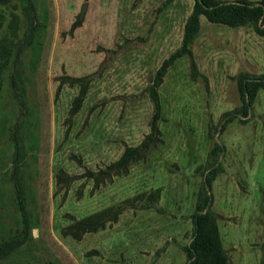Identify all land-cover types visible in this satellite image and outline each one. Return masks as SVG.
I'll use <instances>...</instances> for the list:
<instances>
[{"label":"rangeland","instance_id":"1","mask_svg":"<svg viewBox=\"0 0 264 264\" xmlns=\"http://www.w3.org/2000/svg\"><path fill=\"white\" fill-rule=\"evenodd\" d=\"M31 1V31L20 0L0 5V34L13 39L17 58L0 73V237L19 225L14 178L31 225L0 264H184L196 193L213 160L209 208L228 262L264 264V87L245 115L235 109L237 75L264 72V37L250 24L200 15L195 69L182 55L157 86L160 140L95 185L85 170L103 168L149 131L148 84L179 45L192 0ZM15 68L22 101L10 88ZM66 75L88 77L73 115L78 84ZM229 111L235 117L220 128ZM106 206H120L115 220L79 238L62 234Z\"/></svg>","mask_w":264,"mask_h":264},{"label":"trees","instance_id":"2","mask_svg":"<svg viewBox=\"0 0 264 264\" xmlns=\"http://www.w3.org/2000/svg\"><path fill=\"white\" fill-rule=\"evenodd\" d=\"M8 1L0 0V5L6 4ZM20 2L27 29L31 31L35 21L32 1L20 0ZM200 15H203L210 22H219L230 26L250 24L258 35L264 37V0H192L190 11L186 15L182 25L179 45L161 60L148 84V93L153 103V112L149 120V131L142 137L138 144L125 145L119 156L108 162L103 168L85 170L84 175L93 179L95 185L106 179H110L112 176L126 172L128 165L132 161L141 158L151 146L160 140L157 124L158 118L160 117L157 86L161 83L167 68L176 58L182 55L187 56L190 67L195 69L192 43L199 29ZM3 19L4 14L0 11V27ZM79 20L80 18L76 17L72 24L79 23ZM12 42L13 39L8 37L4 32L0 34V73L9 62L15 66V62L17 61L16 55H13L11 50ZM65 78H67L70 84H78L77 93L73 96L68 109V114L73 115L81 105L87 89L88 77L87 75H66ZM9 83L13 96L19 101H22L20 77L16 68L10 75ZM236 87L240 103L235 109H238L241 114L245 115L258 89L264 87V72L258 74L239 73L236 77ZM234 117L235 114L233 111L227 112L220 128ZM215 145L218 147L217 144ZM17 158V145L14 142L12 160L17 161ZM215 173V160H213L203 172V183L196 193L193 211L191 212L190 237L183 245L185 253L184 264H229L228 256L221 243L216 214L209 208V189ZM63 179L64 175L58 172L56 174V182ZM14 201L19 211V225L11 233H6V235L0 237V258L6 256L15 247L22 244L31 229L29 218L26 215L24 207L23 191L17 178H14ZM119 212L120 206H106L95 210L73 219L62 228V234L79 238L82 233L95 231L98 228H102L106 221L115 220Z\"/></svg>","mask_w":264,"mask_h":264}]
</instances>
